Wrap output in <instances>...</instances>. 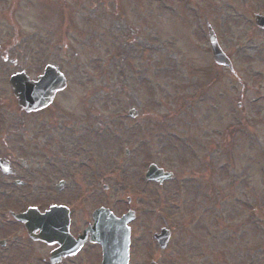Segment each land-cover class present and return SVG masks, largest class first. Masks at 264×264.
<instances>
[{
	"label": "rangeland",
	"instance_id": "rangeland-1",
	"mask_svg": "<svg viewBox=\"0 0 264 264\" xmlns=\"http://www.w3.org/2000/svg\"><path fill=\"white\" fill-rule=\"evenodd\" d=\"M4 4L0 27L9 25L3 14L14 16L18 53L0 56V64H23L29 46L34 75L61 64L67 88L50 107L60 114L28 118L33 143L14 119L5 139L16 151L4 146L2 154L33 167L48 163L53 178L68 174L55 198L74 203L84 195L73 213L98 204L141 211L136 227L145 228V244H132L129 264H145L148 234L165 220L174 234L166 248H153L159 264H264V30L252 20L264 0ZM206 21L233 72L213 62ZM130 109L138 112L133 119ZM149 163L171 171L172 181H145ZM19 243L4 248V264L25 259L13 258Z\"/></svg>",
	"mask_w": 264,
	"mask_h": 264
},
{
	"label": "flooded vegetation",
	"instance_id": "flooded-vegetation-1",
	"mask_svg": "<svg viewBox=\"0 0 264 264\" xmlns=\"http://www.w3.org/2000/svg\"><path fill=\"white\" fill-rule=\"evenodd\" d=\"M7 0H0V10H4V6L6 4ZM12 8V7H11ZM16 11V9H14ZM3 13V12H2ZM3 17L7 19V23L9 25H6V27H0V37L3 40V45H1L2 41L0 40V56L2 55H12L17 54L16 46L18 45L17 38H18V30L17 26H15L13 23L14 16L3 14ZM5 19H2V15L0 14V21ZM21 45V43H19ZM23 49H28L30 53V57L28 59H25V62L23 64H12L9 63L10 61H5L0 64V159H5L9 165L10 168H12V173L9 175H3L0 173V212L3 210V206H6L5 204L8 203L9 207H12V212L17 213H23L26 211L28 207L35 206L39 210V212H43L44 206L48 205V200H55L57 194L56 189H64L67 185V177H62L64 180V183H60V185L55 186V183L59 181L61 178H53L50 174V171H46V167H50V165L47 163V165H41L37 164L35 167L29 166L25 160L21 158H15V155H3L2 149L7 146L8 148H12L14 151H16V148L14 147L16 145L15 142H10V145L6 143L5 137L7 136L8 132L13 131V124L15 125L16 118L20 117L22 119V122L17 125V128L15 131H26L27 129V141L28 143H33V134L29 129V121L28 118H31V116H34V114H38L39 117L43 116V118L47 117L50 114H60V110L57 111H50V107L54 105L55 101L51 104V106H48L44 109L38 110V111H31L26 112L21 109V107L18 106L16 99L12 93L11 87L9 85V79L13 75H17L19 73H22L24 77H26L29 81L35 80V78L38 75H34V67L36 63H33V49L28 46L24 47ZM41 53H45L43 51H40ZM32 56V58H31ZM9 60V58H6ZM3 65V66H2ZM43 65L42 62L38 63V67L40 68ZM16 67V68H15ZM11 69V71H10ZM23 82V80L21 81ZM61 95L60 93H57L56 97H59ZM54 99V100H55ZM58 109H60L58 107ZM26 119V120H24ZM32 129H35L33 125L31 126ZM42 128V125L38 127V132ZM41 136L48 134V130L45 129ZM19 132V133H20ZM48 147V144L46 143L45 146L39 147L40 149H44ZM19 150H23L22 146H19ZM31 148L29 149V151ZM65 167V165L63 166ZM19 169H22L21 172ZM74 172V169H73ZM73 175V174H72ZM74 177H77V175H73ZM111 177V176H110ZM5 179V181L3 180ZM11 185L19 186L18 188L12 187ZM97 187L96 184H92L88 186V189L90 191H95ZM6 188V189H5ZM102 189L104 191L107 190L106 186H102ZM54 190V193L53 191ZM6 196V197H5ZM13 197L14 201H9V198ZM51 197V198H49ZM84 195H79L77 197L78 205H80ZM44 199V200H43ZM17 204V206H16ZM77 205V206H78ZM75 206L73 208V211L76 209ZM78 211L69 213V225H68V233L70 237L76 239L80 238L82 240V245L80 246L79 250L76 251L75 254H69L67 256L61 257L58 263L55 264H99L101 261V251L100 246L94 243H91L88 241L90 238V234L85 232V230L92 224V213L95 209H90L88 211H83V208H78ZM134 212V220L130 223L131 233L130 238L133 241V244L136 243V240L142 241L145 244V236L144 231L145 228L141 227L142 231L140 234L137 231V221H139L138 224L141 223L140 226H143L144 224V216L140 214L141 211L133 210ZM0 219L5 220L4 223L0 224V230L3 234L2 237H0V264H4L3 260L5 259V254H8L4 251V248L7 246L13 245L16 240L20 241L19 248L20 250H11L14 252L13 258H17L19 255L21 258L25 257V259L21 262V264H33L31 259V254H33L35 261V264H53V262L56 260V256L52 254L54 251L59 248V245L57 243H47L44 241H41L39 239L40 231L37 228H34L31 234H29L26 229L24 228V225L15 219L8 215L7 218H3L0 216ZM156 219V218H154ZM7 223V224H5ZM154 228V226H153ZM160 227L155 228L154 230L149 232V241L150 246L155 247V243L153 240V235L157 234L160 231ZM158 230V232H157ZM1 234V233H0ZM36 237V238H32ZM34 243L37 246L36 251L33 250ZM33 244V247H30V245ZM24 248V249H23ZM156 248V247H155ZM158 253L154 249V257L157 258ZM12 259V258H11ZM8 260V258H7ZM157 260V259H156ZM10 264V263H9Z\"/></svg>",
	"mask_w": 264,
	"mask_h": 264
},
{
	"label": "water",
	"instance_id": "water-1",
	"mask_svg": "<svg viewBox=\"0 0 264 264\" xmlns=\"http://www.w3.org/2000/svg\"><path fill=\"white\" fill-rule=\"evenodd\" d=\"M255 19H256L257 24L264 26V18L256 16ZM209 34H210V40H211L212 57L214 61L218 64H225L227 66H230L229 60L222 53V51L218 48L214 35L211 32H209ZM46 70H48L47 73L45 74V76H43L40 79L39 83L44 88V92H46V94H48L49 92V95H52L53 91L63 88L65 86V83L62 77H60L59 79H56V77L54 78L51 68L46 69ZM20 103L26 109H35L42 105V101H39L37 98L34 100H28V101L23 100ZM146 177L149 179L151 178L155 179V178L160 177L159 179H161L164 176H161V171H158L156 167L151 166L149 168V171L146 174ZM123 219L118 220V221H115V220L112 221V227L116 223H118L116 224V229L118 228L119 225H124ZM127 237H128V233L126 235V232L123 231L122 237H119L121 241L119 242V244H116V243L112 244L111 245L112 249L110 248L107 249L106 244H104L103 264H126L127 263V258H128V244H127L128 238ZM120 256H121V260L118 259V257Z\"/></svg>",
	"mask_w": 264,
	"mask_h": 264
}]
</instances>
